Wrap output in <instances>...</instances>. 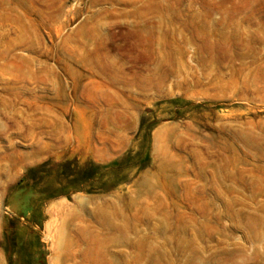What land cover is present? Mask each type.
<instances>
[{
	"label": "rangeland",
	"instance_id": "1",
	"mask_svg": "<svg viewBox=\"0 0 264 264\" xmlns=\"http://www.w3.org/2000/svg\"><path fill=\"white\" fill-rule=\"evenodd\" d=\"M0 264H264V0H0Z\"/></svg>",
	"mask_w": 264,
	"mask_h": 264
}]
</instances>
